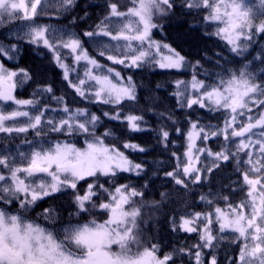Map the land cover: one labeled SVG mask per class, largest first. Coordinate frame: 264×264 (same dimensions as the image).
I'll list each match as a JSON object with an SVG mask.
<instances>
[{
  "label": "snow or ice",
  "instance_id": "6c2138e0",
  "mask_svg": "<svg viewBox=\"0 0 264 264\" xmlns=\"http://www.w3.org/2000/svg\"><path fill=\"white\" fill-rule=\"evenodd\" d=\"M76 2L0 0V27L21 25L8 27L10 35L0 39V139H20L28 146L27 151L19 145L15 152L0 150V264H178V260L182 264L184 258L188 264H218L215 250L223 239L238 247L235 255L226 257V264H264V82L257 83L247 66L225 70L212 82L199 79L195 71L190 81L173 82L181 109L196 106L219 116L216 124L189 119L184 127L171 112L159 113L160 120L171 121L175 126L171 131L186 141L183 154L171 152L175 164L165 171V178L176 186L177 195L203 185L228 165L238 180L228 195L202 194L200 201L207 210L174 213L168 220L170 230L195 234L197 241L165 251L145 235L152 219L145 216V208L159 211L170 193L162 192L160 201H147L145 191L116 183L120 173L144 172V165L124 150L149 149L130 139L116 143L110 128L99 131L100 115L87 106L74 107L65 95L57 96L51 84L38 86L29 99L18 98L15 90L32 76L7 64L22 52L18 41L46 49L74 100L109 106L103 117L120 121L128 133L155 131L158 143L167 149L172 143L170 125L149 129L142 114L124 111L126 102L138 101L137 85L125 70L146 65L176 72L185 68V56L152 35L162 27L157 17L171 13L176 0H105L103 16L82 34L39 23L49 7L59 16ZM181 7L189 14L196 10L205 23L215 24L211 34L237 56L257 36L264 38V0L254 5L245 0H183ZM259 59L264 63V54ZM199 67L197 61L193 68ZM45 96L55 104L44 102ZM210 142L218 143L219 149ZM234 191L242 193L238 203L230 198ZM56 193L72 196L75 211L67 223L61 220L57 225L52 208L40 216L55 227L28 219L38 201ZM73 216L79 219L73 222ZM98 216L106 219L100 222Z\"/></svg>",
  "mask_w": 264,
  "mask_h": 264
},
{
  "label": "trees",
  "instance_id": "16d2710c",
  "mask_svg": "<svg viewBox=\"0 0 264 264\" xmlns=\"http://www.w3.org/2000/svg\"><path fill=\"white\" fill-rule=\"evenodd\" d=\"M54 3V0H51ZM183 0H176V7L171 13L163 17H157L161 28L153 30V38L157 41L169 44L186 58V66L180 71L162 70L158 67L148 66L133 71L125 70L126 75H132L137 85V102H126L125 112H133L134 114H142L147 122L145 127L149 129L159 128L161 123L170 125L171 121H161L159 113L171 112L179 126L187 127L189 119L199 120L204 124L218 122V113H210L206 109H181L177 103L176 97L173 95L175 91L174 81L177 79L190 81L195 71L198 78L206 82H212L217 79V74H226V71H238L245 66L251 72L257 83L264 82V63H261L259 57L264 54V38L257 36L253 43L249 45L247 51L242 56L232 53L225 41L221 40L214 33L215 24H208L203 21L202 15L193 10L189 14L188 10L182 8ZM248 5L258 3V0H245ZM105 0H77L76 6L66 12H61L57 16L55 8L47 9L48 15L39 18V23L50 24L58 30L67 32H75L82 34L91 26H94L105 13ZM87 13V16H85ZM75 19V23L73 20ZM19 23L8 24L7 27H0V39H3L8 33V27L19 28ZM87 39V38H85ZM22 52L16 61L8 62L7 66L11 69H26L32 76L15 90V95L20 99H29L38 86L51 84L55 89L56 95H65L67 100L73 106H87L92 112L100 115L103 121V127L99 129L102 133L105 128H110L115 134V142L123 143L124 140H131L133 143L143 144L149 150L146 153H139L130 150H124L128 157L137 163L144 165V172L137 176L135 173H120L116 178L117 184H132L137 189L146 193L147 201H160L162 192L170 193L169 199L163 203L159 211L152 212L145 208V216L152 217L148 225L145 226V235L155 238L161 243L163 250H171L172 247L192 245L196 243L195 234H186L184 232H172L170 230L168 220L174 213H184L193 211H205L207 206L200 201L202 194L222 193L228 195L234 182L238 180V173L234 171L231 165L224 166L223 169H217L203 185H192L189 191L181 190L177 195L174 186L165 178V171H171L175 160L171 156L172 151L183 154L185 151L186 141L176 132L171 131L170 140L167 149L163 148L157 141L155 131H145L139 133H128L125 126L120 121L108 120L103 117V111L111 110L107 105L82 104L79 98H73L71 90L66 88L61 78V70L57 68L51 61L50 53L44 48L36 49L34 46L18 41ZM86 47L94 52V46L87 44ZM200 62V67L195 69L193 65ZM159 85V87H157ZM44 102L55 104L48 96L44 97ZM6 108L9 106L5 105ZM12 107H15L14 105ZM34 139V137H29ZM109 143L112 141L109 140ZM24 151L28 150V146L23 144L20 139H0V150L7 147L15 152L16 147ZM82 146V144L80 145ZM209 146L218 150L219 144L210 142ZM123 150V149H122ZM204 160V157H201ZM147 184L145 189L143 186ZM231 200L238 203L242 198L239 191L232 192ZM223 206L224 202L219 201ZM52 208L57 215V225L62 220L67 223L69 213H74V205L70 193H56L54 196L46 197L37 202L36 206L27 213L29 220H36L42 226L49 228L57 225L51 224L43 219L40 214L44 209ZM98 216L97 219L99 220ZM104 218V217H103ZM75 222L78 217H72ZM83 222V221H81ZM218 236H229L231 233H216ZM206 253L209 249L204 250ZM238 247L227 239L221 240L215 252L218 258V264H226V257L230 254L235 255ZM207 259V257H205ZM178 264H180L178 260ZM182 264H188L187 258H184Z\"/></svg>",
  "mask_w": 264,
  "mask_h": 264
},
{
  "label": "rangeland",
  "instance_id": "374dc122",
  "mask_svg": "<svg viewBox=\"0 0 264 264\" xmlns=\"http://www.w3.org/2000/svg\"><path fill=\"white\" fill-rule=\"evenodd\" d=\"M26 2H27V0H26ZM104 219H106V217H104L103 219H101V220H99V221L102 222Z\"/></svg>",
  "mask_w": 264,
  "mask_h": 264
}]
</instances>
